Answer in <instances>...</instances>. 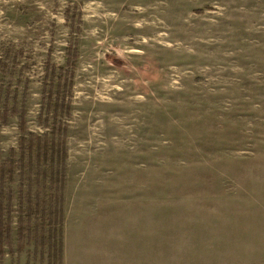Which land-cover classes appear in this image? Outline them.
<instances>
[{"label": "rangeland", "instance_id": "rangeland-1", "mask_svg": "<svg viewBox=\"0 0 264 264\" xmlns=\"http://www.w3.org/2000/svg\"><path fill=\"white\" fill-rule=\"evenodd\" d=\"M0 89L39 133L66 94L63 264H264V0H0ZM16 242L0 264H54Z\"/></svg>", "mask_w": 264, "mask_h": 264}, {"label": "trees", "instance_id": "trees-1", "mask_svg": "<svg viewBox=\"0 0 264 264\" xmlns=\"http://www.w3.org/2000/svg\"><path fill=\"white\" fill-rule=\"evenodd\" d=\"M50 82L53 85L55 80ZM56 87L60 88V81ZM43 92V110L46 106L48 112L45 117L41 112L39 121L45 118L48 130L39 133L29 130L26 108L2 101L0 89V256L5 255L6 247L14 252L15 241L16 250L22 251L33 240L36 246L48 244L54 264H63L68 150L67 128L58 113L68 105L64 91ZM13 116L18 117L20 133L16 145L5 152L1 130Z\"/></svg>", "mask_w": 264, "mask_h": 264}, {"label": "crops", "instance_id": "crops-1", "mask_svg": "<svg viewBox=\"0 0 264 264\" xmlns=\"http://www.w3.org/2000/svg\"><path fill=\"white\" fill-rule=\"evenodd\" d=\"M85 199H84V203L82 200V211L81 209H79L80 206L77 207L76 212H74L73 210L70 213V217H69V221H95V216L98 214L100 216V214L102 212H98L96 206H95V200H93L92 198V194L89 195H85ZM105 207V206H103ZM103 211V210H102ZM103 219L105 220H100V221H109V213L107 210V207L105 208V210L103 211ZM144 214L143 211H141V215L139 212H137V216L136 217H132V216H128L127 214V209H126V203L121 202L120 205H118V209L116 212V221H144ZM101 217V216H100ZM92 224H89L87 222L83 223V225L81 223H78L76 225L75 228V233H76V239L78 241L79 244L84 243L85 245L89 244L88 242L90 241L89 239V234L92 232V228H91ZM81 235H83L84 237H81ZM63 242H64V237H63ZM63 256H64V248H63Z\"/></svg>", "mask_w": 264, "mask_h": 264}]
</instances>
